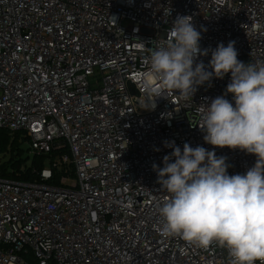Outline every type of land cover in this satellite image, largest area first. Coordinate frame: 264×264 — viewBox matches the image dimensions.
Masks as SVG:
<instances>
[{"label":"built area","instance_id":"built-area-1","mask_svg":"<svg viewBox=\"0 0 264 264\" xmlns=\"http://www.w3.org/2000/svg\"><path fill=\"white\" fill-rule=\"evenodd\" d=\"M177 15L201 32L198 62L234 41L238 60L264 64V0H0V130L22 133L31 158L60 153L40 182L0 178V264H231L216 242L161 232L170 194L152 165L166 143L215 150L229 175L256 162L205 143L198 126L230 73L187 99L145 87Z\"/></svg>","mask_w":264,"mask_h":264},{"label":"clouds","instance_id":"clouds-1","mask_svg":"<svg viewBox=\"0 0 264 264\" xmlns=\"http://www.w3.org/2000/svg\"><path fill=\"white\" fill-rule=\"evenodd\" d=\"M168 30L166 43L151 51L145 87L159 82L187 99L198 86L230 73L225 94L205 104L198 126L205 143L245 151L256 162L244 174L229 175L227 158L215 150L166 143L173 151L163 157V167L152 165L170 194L159 208L162 235L203 248L216 242L228 249L231 264H264V64L238 60L230 41L211 51L206 66L198 62L208 50H201L202 35L191 16L177 15ZM229 93L234 104L225 98Z\"/></svg>","mask_w":264,"mask_h":264},{"label":"trees","instance_id":"trees-1","mask_svg":"<svg viewBox=\"0 0 264 264\" xmlns=\"http://www.w3.org/2000/svg\"><path fill=\"white\" fill-rule=\"evenodd\" d=\"M27 142L22 133L0 130V178L29 183L40 182L41 172L48 161H54L60 155V153H53L50 157L31 158L30 150L28 146H25ZM62 154L69 155V152L64 151ZM30 161L31 164H29ZM64 170L54 171V178L49 184L59 185L60 177L65 174Z\"/></svg>","mask_w":264,"mask_h":264},{"label":"rangeland","instance_id":"rangeland-1","mask_svg":"<svg viewBox=\"0 0 264 264\" xmlns=\"http://www.w3.org/2000/svg\"><path fill=\"white\" fill-rule=\"evenodd\" d=\"M25 146H28V145H25ZM21 154V153H20ZM19 155V154H18ZM75 182V179L74 178H69V185L71 186L73 183Z\"/></svg>","mask_w":264,"mask_h":264}]
</instances>
